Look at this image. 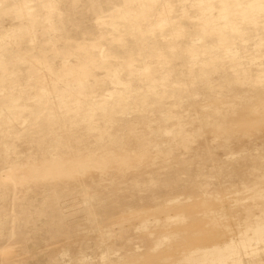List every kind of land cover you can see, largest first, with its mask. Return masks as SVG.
Here are the masks:
<instances>
[{"label": "rangeland", "instance_id": "rangeland-1", "mask_svg": "<svg viewBox=\"0 0 264 264\" xmlns=\"http://www.w3.org/2000/svg\"><path fill=\"white\" fill-rule=\"evenodd\" d=\"M142 1L0 0V117L9 114L13 116L11 120L24 121L28 118L31 108L36 107L46 94L52 95L48 99L49 108L39 110V117L47 109L65 112L72 99L90 102L92 96L97 94H123V87L101 75L105 53L115 55L120 52L118 47H109L104 42L112 37L126 38L127 30L130 32L128 48L134 57L140 60L142 71L154 73L157 65L147 56V52L153 47L149 27L145 24L149 15L147 4L149 1H160L161 14H168L171 6L167 0H144L146 9H143ZM197 1L199 0H178L172 9H186L188 17H207V20H213L215 26H218L227 14L231 17L249 6H255L252 11L260 13L258 18L261 20L248 24L246 41L249 42L253 36V44L244 46L242 43L239 51L233 50V45L218 46L212 39L207 40L200 30L184 26L189 30L188 43L192 47L186 52L189 64L203 67L205 61L201 58L202 54L207 58L220 55L241 61L247 58L250 69L264 70V30H259L260 23L264 22V0H209L211 6L204 5L201 10L183 7L196 4ZM232 1L233 7H229L228 4ZM111 15L115 16V20L122 22L119 35L113 32ZM95 18L110 22L103 26L104 31L101 33L94 31L95 26L92 23ZM207 41L208 45L205 46ZM238 43L240 41L236 44ZM203 46L205 49L202 51ZM88 54L96 55L97 62L86 60ZM40 64L49 69L46 79L39 72ZM246 71L245 66H239L235 72L244 76ZM160 73L172 81L161 96L176 95L174 85H179L183 77L165 68ZM207 74L199 73L192 80L203 84L209 78L216 80L218 72L211 71L210 77ZM100 84L103 86L101 89L98 87ZM261 92H264V88ZM213 104L231 106L233 117L224 121L212 115L207 119L206 112ZM152 105L156 116L154 122L147 126L150 130L149 156L145 160L127 164L124 168H112V164H109L106 171H101L96 161L88 168L77 170L74 164H80L82 158L78 153L71 154L66 167L68 175L57 180L69 192L67 198L55 193L43 195L42 171L36 170L31 174L25 166L13 159L18 149L14 145L12 134H7L11 141L6 138L0 143L6 148L9 157L8 160L0 162V187L6 194L0 201V204L3 202V214L6 216L5 221H0V240L5 241L0 264H57V254L63 258L65 248L59 250L60 253L49 249L35 257H27L26 254H21L19 249L7 247L13 233L16 234L19 229H28L29 215L41 218L43 213L51 215L53 212L60 214L59 229L70 232L73 238L81 237L92 243H117L119 247L114 251L103 253L106 258L113 255L123 256L125 251L140 249V264H234L236 260L237 264H264V231L256 227L257 224L264 225V221L260 219L264 213V167L258 168L247 161L259 156L264 157V132H257L254 136L253 132H248L243 125L249 116L245 110L249 107L264 106V96L246 100L219 96L215 90L209 89L203 96L198 92L184 93L180 101H170L168 104L155 102ZM171 109L182 112L184 131L193 143L186 153L172 148L176 123L168 118L169 114H175L177 111L170 112ZM148 121L149 119L144 117L140 123L142 125ZM26 132L27 127L19 125L16 127L15 136L22 137ZM215 139L218 140L217 144L207 148V143ZM126 141L129 146L132 140L126 136ZM145 172L147 175L149 173V176L143 179L141 175ZM165 173H170L171 176L159 181V174ZM126 191L140 194L146 199L145 202L157 194H161L163 198L159 197L156 201L160 205L146 203L140 207L141 212L136 216L139 218H132L131 227L122 233L123 238L112 239L110 229L91 232L93 227L83 228L81 233L78 232V226L82 224L81 218H86L91 213L109 212L107 214L119 215L116 209L111 210V204L115 208L121 205L120 201ZM96 194L109 195V205L98 207ZM41 196L43 197L36 201ZM84 196L86 200L81 201ZM156 205L161 206L159 211H156ZM179 214L184 216L178 217ZM250 219H253V224ZM32 221L38 230H35L36 239L30 248L36 250L42 243L39 232L46 234L47 226L39 219ZM251 225L255 233H249ZM239 232H244V237ZM232 238L233 241L226 242ZM248 240L252 241L250 246L247 245ZM145 245H150V252H144ZM235 245H239V248ZM219 246L220 248H217ZM58 247H61L60 243ZM240 247L244 251L240 250ZM189 256H193L194 260L197 258V263ZM248 258H252L250 263ZM121 261L122 264L133 262L130 258Z\"/></svg>", "mask_w": 264, "mask_h": 264}, {"label": "bare ground", "instance_id": "bare-ground-1", "mask_svg": "<svg viewBox=\"0 0 264 264\" xmlns=\"http://www.w3.org/2000/svg\"><path fill=\"white\" fill-rule=\"evenodd\" d=\"M167 2L171 6L168 14H161L160 1L156 3L149 1L147 4L149 15H147L145 24L149 27L150 40L153 46L152 49L147 52V56L151 57L152 61L157 65L154 73L148 74L142 71L140 60L134 57L131 49L128 48V37L130 32L127 30L126 38L112 37L104 42L109 47H118L120 52L115 55L108 52L105 53L102 60L103 66L101 75L102 77L109 78L110 82L123 87L122 89L125 90L123 94L121 92L119 94L112 93L104 96L97 94L92 96L90 102L72 99L71 105L65 112L47 109L42 113L41 117H39L37 114L39 110L49 108L50 100L48 101V99L52 95L46 94L44 98L38 102L36 107L31 108L28 118L24 121L11 120L13 116L9 114L5 117H0V143L6 138L11 141V137L7 134H12L14 145L16 149H18L13 159L25 166L27 171L31 174L36 170L42 171V193L44 196L55 193L60 197L67 198L70 195L64 185L58 183L57 180L61 176L68 175L69 172L66 167L70 162V155L73 153H78L82 158L80 164H74L77 170L90 167L94 161L97 162L101 171H106L109 164H112V168H124L127 164H132V162L145 160L149 156L151 149L148 141L150 130L147 129V126L154 122L156 116V111L152 103L165 102L168 104L170 101H180L183 99L184 93L188 94L190 92H198L203 96L206 95L209 89L215 90L219 96L239 97L246 100H253L259 96H264V92H261L262 88H264V70L250 69V63L247 58L245 61L238 60L234 57L225 58L220 55L207 58L206 55L202 54L201 58L205 61V66L196 67L189 64V58L186 56V52L192 48L191 44L189 45L188 43L189 30L184 27L186 25L200 30L207 40L212 39L213 43L215 42L218 46L233 45V50L235 51H239L240 46H242L240 44L242 43L244 46H250L248 45L249 43L253 44V36L249 42L246 41L248 37L246 28L248 24L258 23V21L261 20L258 18L260 13L252 11V9L256 8L255 6H249L248 9L241 10L231 17H228L230 14H227L222 24L215 26V22H213V20H207V17L202 18L199 15L188 17L186 9H172L177 4L178 0H167ZM141 5L143 9H146L144 0ZM204 5L211 6V3L209 0H199L196 4L183 7L187 9L199 8L201 10ZM233 5L234 1L228 4L229 7H233ZM235 18L237 20H235ZM110 20L114 27L113 32L119 35L121 33L122 22L115 20L114 15H111ZM109 23V21L97 20V18H95V22L92 24L95 26L94 31L101 33L104 31L103 26ZM259 30L263 32L264 22L260 23ZM227 37H232L233 39L228 40ZM132 41L134 45H136L134 39H132ZM238 41H240V43L236 44ZM155 44H157V47H155ZM207 45L208 41L207 43L205 42V46ZM203 49H205L204 46L201 47L202 51ZM96 59V55L88 54L86 57V60L95 63L97 62ZM239 66H245L247 68L244 76L238 75L235 72ZM164 68L166 70H172L183 77V81L179 85H174V90L177 92L176 95L161 96L162 92L164 93L166 91L169 83L172 82L168 80V78H164L160 73ZM38 69L39 72L42 73L44 79H46L49 69L45 68L43 64L38 65ZM213 70L218 72L215 76L216 80L209 78L203 84L195 83L192 80V78H195L199 73H208L207 76L210 77V72ZM98 87L99 89L103 88L101 84ZM97 92L99 93V90ZM173 110L177 111V113L169 114L170 117L168 118L169 121H174L176 123L174 126L175 139L172 142V148L180 153H186L193 143L188 139L187 133L184 131L185 124L182 121V112L176 109H171L170 112ZM245 111L249 113V116L246 121L243 122V125L248 129V132H253L254 136L257 132H264V120H262L264 119V106L249 107ZM212 115H216L224 121L229 117H233L231 106H219L214 104L209 106V110L206 112V118L209 119ZM144 117H147L149 121L141 125L140 120ZM199 121H201L200 118ZM19 125L27 127V132L22 137L15 136L16 127ZM126 136H129L132 140L129 146L126 141ZM217 142V139L210 140L206 147L209 148L210 146H214ZM163 152H165V150ZM8 159L6 148L0 145V162ZM247 161L258 168L264 167V157L259 156L254 159H247ZM147 176H149V173L147 175L146 172L141 175L143 179ZM170 176V173L159 174L157 179L162 181L168 179ZM97 183L102 184L100 181H97ZM5 195L3 189L0 187V201H2ZM42 197L43 196L39 197L36 201H39ZM159 197L163 198L161 194H157L156 197L145 202L146 199L140 194L126 191L125 196L120 201L121 205H117V208H115L114 205L111 204V210L113 208L116 209L119 215L107 214L109 212L91 213L86 218H81L82 224L78 226V232L81 233L83 228L88 229L93 227L91 232H102L110 229L112 231L110 235L112 239L123 238L122 233H125L131 227L132 218H139L136 216L141 212L140 207L145 206L146 203L160 205V203H156ZM107 198H109V195L96 194L95 200L97 206L107 207L109 205ZM84 200H86V197H81V201ZM2 204L3 202L0 204V221H5L4 219L6 216L3 214L5 210H3L4 206ZM133 204L136 206H133ZM160 207L157 206L154 208L156 211L157 209L159 211ZM152 209L153 207L150 210ZM129 212L136 213L132 214ZM261 215L260 219L264 221V213ZM30 216L31 215L28 216L27 220L28 229H19L18 232L16 234L13 233L12 237L8 240L9 244L7 247L9 249L16 248L21 251V254H26L27 257H35L41 253H45L44 251L49 249L56 253H60L59 250L65 248L68 252L66 250L64 251L63 258L60 254H57V256L59 255L57 264H122L121 259L125 258L133 260L130 264H140L138 263L140 260L139 253H142L140 249L125 251L123 256L113 255L106 258L103 256V253L114 251L115 248L119 247L117 243H92L81 237L73 238L70 232L60 230L58 225L60 223L59 212H53L51 215L43 213L41 218L35 215ZM183 216L184 215L179 214L178 217ZM35 218L41 220L43 225H46L47 228L45 229L46 234L39 232L42 240V243L39 245L41 247L33 250L30 246L35 242V230H38L37 226H35L32 221V219ZM246 220L247 218L245 222ZM250 220V223H252L253 219ZM259 221L260 220H258V222ZM245 222L243 223L245 224ZM254 224L256 225V223ZM263 226L264 225L261 224L256 225L258 229L264 231ZM257 228L256 231H258ZM252 230L253 226L251 230H249V233H255V230ZM259 231L258 233H260ZM243 234L242 232L240 233L241 236ZM229 241H233V238L226 242ZM248 241L247 243L249 244L246 242L245 244L250 246L251 240ZM4 243L5 241L0 240V255L4 252ZM58 243L61 244V247H58ZM54 244H56L57 247H55ZM243 245L242 247L245 248L246 246ZM149 246L150 245H145L144 252L151 251ZM235 246L238 247L239 245ZM217 248H220V246ZM226 248H228V246ZM229 249L231 250V248ZM230 250L228 251L227 249L229 253ZM240 250H242V248ZM28 253L31 255L29 256ZM250 253L248 255H250ZM218 255L220 254L218 253ZM189 257L192 261L197 263L195 261L197 258L194 260L192 258L193 256ZM247 260H249V258ZM250 260H252V258ZM219 261L220 260H217V262ZM236 261L234 264H237ZM241 261L242 258L240 262ZM261 261L263 260L261 259ZM230 262L233 263V261ZM245 262L246 261H244V263Z\"/></svg>", "mask_w": 264, "mask_h": 264}]
</instances>
